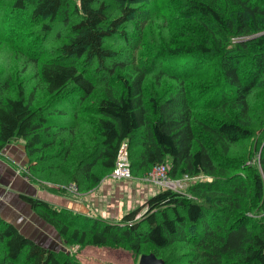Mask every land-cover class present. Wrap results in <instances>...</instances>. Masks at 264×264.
Segmentation results:
<instances>
[{
  "label": "trees",
  "instance_id": "trees-1",
  "mask_svg": "<svg viewBox=\"0 0 264 264\" xmlns=\"http://www.w3.org/2000/svg\"><path fill=\"white\" fill-rule=\"evenodd\" d=\"M160 10L173 29L152 42L146 29ZM17 14L42 34L55 22L68 27L37 73L50 103L35 107L22 86L0 98V149L23 141L24 175L80 190L98 182L94 165L112 170L125 142L140 176L166 163L173 179L210 177L184 192L160 189L140 219L138 209L112 223L23 196L32 209L78 244L135 253L150 244L166 264L157 252L177 243L187 264H264V135L248 157L231 154L254 139L248 95L264 76V0H0V37L11 35ZM115 36L129 47L107 44ZM256 152V164L247 163ZM54 169L68 182L42 175ZM0 244V264H77L2 219Z\"/></svg>",
  "mask_w": 264,
  "mask_h": 264
},
{
  "label": "rangeland",
  "instance_id": "rangeland-1",
  "mask_svg": "<svg viewBox=\"0 0 264 264\" xmlns=\"http://www.w3.org/2000/svg\"><path fill=\"white\" fill-rule=\"evenodd\" d=\"M166 13L163 16L160 10L159 16L157 18L154 17L151 28L149 27L146 29L147 32H153L152 36H147V40H151L152 42L158 41L172 31L173 19L171 15L167 16ZM17 15L19 18L15 17L10 23L12 27L11 35L0 37V98L15 96L18 87L22 86L26 96L32 93V104H34L35 107L38 104L45 105L47 102L50 103L51 96L46 93L44 85L38 77V69L40 63L48 58L49 55H52L51 51H53V47L64 40L65 34L68 32V27L62 25L60 22H55L48 34H42L39 32L37 26H27L26 21H22V16L24 15ZM114 15L111 9L108 16L115 17ZM0 23H3V21ZM127 31L129 39L133 40L134 33L137 32V29L133 28V26H129ZM35 40L36 42L34 45L33 41ZM107 44H112L114 48L120 51L122 50L120 47H129L120 37L116 36L113 37V41H107ZM157 68L158 64H155L152 68V76H150L152 81L156 73L154 70ZM248 102L250 103L249 124L254 129V139L249 138L238 142L233 146L232 155H244L248 157L249 151H251V149L252 151L254 150V140L258 142L264 135V126L261 125L264 123V76L248 95ZM61 104H64V102ZM68 104L69 103L66 102L64 107ZM86 106L87 104L84 103V107ZM62 117L54 116L55 119L60 120ZM63 121L70 123V116H66ZM70 137L68 133V138ZM53 149H55V147L50 148V151H53ZM137 149L139 148L133 147L134 151H137ZM127 153L129 155L128 146ZM259 154L260 152H256V155L247 163L256 164ZM34 164L36 165L35 162ZM62 165L63 164H61V167ZM24 170L26 171V169ZM93 170L99 175L98 182L91 184L89 187H84L85 183L82 182L80 190L72 183L66 186L46 184L44 182L43 184L47 185L53 192L64 195L69 199L79 200L82 197V199L85 197L88 199L92 197V204L95 207L94 211L91 212L92 214H85V212L77 213L87 217L102 218L112 223L118 222L125 213L134 209L139 210L135 219H140L142 214L147 210L145 205L146 200L160 189L166 188L142 181L140 179L141 173H137L134 170H132L133 178L127 180L114 179L111 176V170L102 169L98 164L93 166ZM60 171L64 170L60 169ZM60 171L57 169L48 170V172L42 175L44 177L49 175L53 179H65L63 181L68 182V179L66 180L67 175H61L62 173ZM38 176L40 175L38 174ZM209 180L210 177H205L202 181ZM193 183L196 182H192V184ZM72 186H74V188H72ZM60 188L63 190L58 192ZM186 188L187 186L183 191L178 192H184ZM185 193L187 196H190L188 191ZM129 208L130 210L123 213L124 210ZM60 209L73 211L66 207H61ZM120 214H122V216ZM263 214L264 212L261 215ZM37 240L43 243V246L53 250L58 255L69 256L77 264H138L139 256L142 252L149 253L153 251L150 244H145L140 253H135L125 245L114 244L112 242L103 245L78 244L69 238H62L57 229L53 226L45 238L41 239L39 237ZM185 250V248L176 243L159 250L157 255L161 256L166 261V264H187L184 259Z\"/></svg>",
  "mask_w": 264,
  "mask_h": 264
},
{
  "label": "crops",
  "instance_id": "crops-1",
  "mask_svg": "<svg viewBox=\"0 0 264 264\" xmlns=\"http://www.w3.org/2000/svg\"><path fill=\"white\" fill-rule=\"evenodd\" d=\"M27 163L28 156L21 139L12 140L0 149V219L13 224L23 235L43 245L37 238H45L52 225L44 221L23 196L38 198L52 207H66L78 213L92 214L95 207L92 197L69 199L24 175L23 169H26ZM128 210L130 208L123 213Z\"/></svg>",
  "mask_w": 264,
  "mask_h": 264
},
{
  "label": "built area",
  "instance_id": "built-area-1",
  "mask_svg": "<svg viewBox=\"0 0 264 264\" xmlns=\"http://www.w3.org/2000/svg\"><path fill=\"white\" fill-rule=\"evenodd\" d=\"M111 176L117 180H127L133 178L130 167V160L127 153V145L125 142H123L118 148L115 163L111 170ZM205 177L207 176L202 174L192 176L184 174L180 178L172 179L168 175V164L159 163L151 166V168L148 169L140 177V179L153 185L161 187L163 186L175 191H183L185 187L189 184H192V182L202 181ZM72 188H74V186H72Z\"/></svg>",
  "mask_w": 264,
  "mask_h": 264
},
{
  "label": "water",
  "instance_id": "water-1",
  "mask_svg": "<svg viewBox=\"0 0 264 264\" xmlns=\"http://www.w3.org/2000/svg\"><path fill=\"white\" fill-rule=\"evenodd\" d=\"M138 264H163V260L154 253H145L139 256Z\"/></svg>",
  "mask_w": 264,
  "mask_h": 264
}]
</instances>
